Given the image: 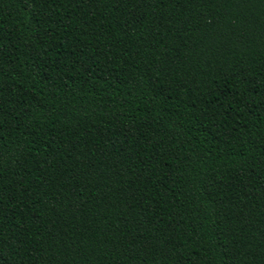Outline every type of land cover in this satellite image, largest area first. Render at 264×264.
Listing matches in <instances>:
<instances>
[{
	"label": "trees",
	"instance_id": "obj_1",
	"mask_svg": "<svg viewBox=\"0 0 264 264\" xmlns=\"http://www.w3.org/2000/svg\"><path fill=\"white\" fill-rule=\"evenodd\" d=\"M0 264H264V0H0Z\"/></svg>",
	"mask_w": 264,
	"mask_h": 264
},
{
	"label": "rangeland",
	"instance_id": "obj_2",
	"mask_svg": "<svg viewBox=\"0 0 264 264\" xmlns=\"http://www.w3.org/2000/svg\"><path fill=\"white\" fill-rule=\"evenodd\" d=\"M190 102H195L196 110L206 118V121H208L216 131H223L226 136H230L232 127L239 117L235 114V111L226 112L217 101L190 100Z\"/></svg>",
	"mask_w": 264,
	"mask_h": 264
}]
</instances>
